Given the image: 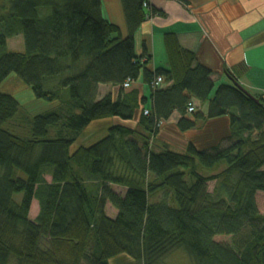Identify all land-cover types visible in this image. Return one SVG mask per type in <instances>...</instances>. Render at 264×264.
I'll use <instances>...</instances> for the list:
<instances>
[{
	"label": "trees",
	"instance_id": "1",
	"mask_svg": "<svg viewBox=\"0 0 264 264\" xmlns=\"http://www.w3.org/2000/svg\"><path fill=\"white\" fill-rule=\"evenodd\" d=\"M123 4L125 36L104 16L102 0H0V84L15 76L50 103L23 137L4 127L20 101L0 89V264H110L122 254L166 264L180 250L195 264H264L257 201L264 192V94L257 102L235 83L216 87L211 69L171 33L168 67L148 69L134 34L161 13L149 0ZM18 34L25 50L10 51L8 38ZM142 71L150 84L158 76L168 84L152 88L149 114L143 108L137 127L112 125L73 151L94 121L135 118L146 99L123 85ZM100 85L119 86L118 97H100ZM193 99L209 104L208 118L229 117L230 137L210 149L157 150L161 123L175 111L180 130L196 126L187 116ZM34 200L39 213L32 219Z\"/></svg>",
	"mask_w": 264,
	"mask_h": 264
},
{
	"label": "crops",
	"instance_id": "2",
	"mask_svg": "<svg viewBox=\"0 0 264 264\" xmlns=\"http://www.w3.org/2000/svg\"><path fill=\"white\" fill-rule=\"evenodd\" d=\"M149 3L161 14L147 17L134 34L136 54L142 62H146L148 69L155 71L168 67L165 37L171 33L182 48L195 53L198 63L211 69L216 87L237 83L254 96L264 94V0H149ZM102 11L107 19L120 27L124 36L128 34L123 0H102ZM167 85L164 83L163 87ZM103 87L107 90L101 94ZM147 87L150 97L147 96ZM126 90H137L140 99H146L135 118L131 121L118 117L94 121L73 145V151L94 144L105 136L112 125L137 127L143 108L152 110L153 90L143 71ZM99 92L100 97L108 92L118 97L120 87L100 85ZM192 102L196 111L203 115L196 121V126L187 131L180 130L178 123L182 115L175 111L161 123L155 138L157 150L177 147L182 150L179 152H186L190 144L200 150L210 149L230 137L228 116L210 119L207 117L208 103L197 99ZM187 116L195 120L193 113L188 112ZM106 211L111 217L117 214L110 205ZM117 257L112 258L110 264Z\"/></svg>",
	"mask_w": 264,
	"mask_h": 264
},
{
	"label": "rangeland",
	"instance_id": "3",
	"mask_svg": "<svg viewBox=\"0 0 264 264\" xmlns=\"http://www.w3.org/2000/svg\"><path fill=\"white\" fill-rule=\"evenodd\" d=\"M8 49L10 51H24L25 43H24L23 35L18 34L16 36L8 38ZM12 77L15 76H11L8 79H6L3 83H1L0 89L4 92L12 93L20 101L21 106L17 116L11 119L10 121H8L7 123H5L4 127L17 135L27 137L31 135L30 132H31L33 116L38 112L44 111L43 109L46 106L50 105V103L41 99H37L33 93V90L30 87L23 85L22 82H19L16 78H12ZM106 90L107 87H103V89L101 90L102 92L101 94L105 93ZM149 91L150 89L149 87H147L146 88V92H148L147 96L150 97ZM215 91L216 88L214 89V92ZM199 119H200L199 117H195V121ZM55 133L56 132L54 130L52 135H54ZM156 144H158L157 141ZM172 148L177 151H182L180 148L177 147H172ZM225 167H226L225 163L221 164V167L218 171H220ZM201 172L205 175H208L211 173V170L202 167ZM0 174H1V167H0ZM215 186H216V182L211 181L208 184V190L210 192H213ZM114 188L118 192H122L121 188L115 186ZM21 198H22V194L16 195V199L18 201ZM257 201L261 212L264 213V192H259L257 194ZM38 213H39V203L37 200H34L31 208L30 217L32 219H35ZM222 237L225 236H217L216 240H220ZM113 264H140V263L132 260L130 257L125 255L115 258L113 260ZM166 264H195V261L187 252L180 250L170 255L166 260Z\"/></svg>",
	"mask_w": 264,
	"mask_h": 264
},
{
	"label": "built area",
	"instance_id": "4",
	"mask_svg": "<svg viewBox=\"0 0 264 264\" xmlns=\"http://www.w3.org/2000/svg\"><path fill=\"white\" fill-rule=\"evenodd\" d=\"M145 7H147V4H145ZM133 81H134V80H132V79H128V80L124 83L123 88H124V89H128V88H130V86L132 85ZM163 83H164V78H163L162 76H158V77H156V78L151 82V86H152V88L157 89V88L162 87V86H163ZM149 111H150V110L145 109V114H149ZM195 111H196V106H195L194 102H190V103L188 104V112H189V113H194Z\"/></svg>",
	"mask_w": 264,
	"mask_h": 264
},
{
	"label": "water",
	"instance_id": "5",
	"mask_svg": "<svg viewBox=\"0 0 264 264\" xmlns=\"http://www.w3.org/2000/svg\"><path fill=\"white\" fill-rule=\"evenodd\" d=\"M237 84V83H236ZM239 87H241V88H243L242 86H240L239 84H237ZM248 92V91H247ZM249 93V92H248ZM249 95H251V97L254 99V100H256L257 102H260V99H258V98H256L254 95H252V94H250L249 93Z\"/></svg>",
	"mask_w": 264,
	"mask_h": 264
}]
</instances>
